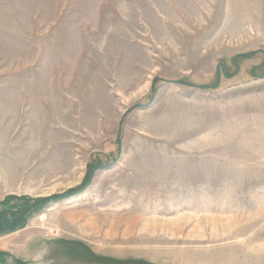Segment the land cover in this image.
I'll list each match as a JSON object with an SVG mask.
<instances>
[{"label":"rangeland","instance_id":"obj_1","mask_svg":"<svg viewBox=\"0 0 264 264\" xmlns=\"http://www.w3.org/2000/svg\"><path fill=\"white\" fill-rule=\"evenodd\" d=\"M261 50L264 0H0V264H264Z\"/></svg>","mask_w":264,"mask_h":264},{"label":"water","instance_id":"obj_2","mask_svg":"<svg viewBox=\"0 0 264 264\" xmlns=\"http://www.w3.org/2000/svg\"><path fill=\"white\" fill-rule=\"evenodd\" d=\"M261 51L264 53L263 50H261ZM221 73L224 74V68H223L222 65H219V67L217 68V72H216V83H215V85L194 84V83H190V82L182 81V80H175L173 82H176V83L181 84V85L197 87V88H205V87H207V88H211V89H216L220 85ZM224 76H225V74H224ZM49 200L51 201V198H49Z\"/></svg>","mask_w":264,"mask_h":264}]
</instances>
